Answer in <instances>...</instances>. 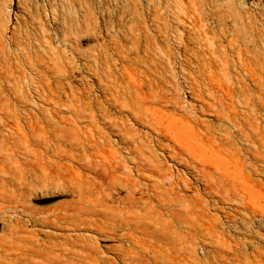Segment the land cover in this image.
Instances as JSON below:
<instances>
[{
	"label": "rangeland",
	"instance_id": "374dc122",
	"mask_svg": "<svg viewBox=\"0 0 264 264\" xmlns=\"http://www.w3.org/2000/svg\"><path fill=\"white\" fill-rule=\"evenodd\" d=\"M0 23V264H264V0Z\"/></svg>",
	"mask_w": 264,
	"mask_h": 264
},
{
	"label": "bare ground",
	"instance_id": "6f19581e",
	"mask_svg": "<svg viewBox=\"0 0 264 264\" xmlns=\"http://www.w3.org/2000/svg\"><path fill=\"white\" fill-rule=\"evenodd\" d=\"M15 34V33H14ZM12 35V37H13V39H16V36L15 35ZM9 37V36H8ZM11 37V38H12ZM11 38L9 37V38H7V33L3 30V23H0V60L2 59H4V60H8L9 59V57H10V53H7V51L4 49V46H3V44L5 43V42H7L6 44L8 45V48L9 49H11ZM10 52V51H9ZM18 54V53H17ZM17 54H15V53H13V55H14V57L15 58H17L18 56H17ZM13 57V58H14ZM41 125V124H40ZM40 130V129H39ZM166 139V138H165ZM159 142V141H158ZM92 148V147H91ZM130 148V147H129ZM116 177V176H115ZM115 179H117V178H115ZM148 180V179H147ZM115 182V181H114ZM127 182V181H126ZM119 183H121V182H119ZM140 185V184H139ZM132 186V185H131ZM140 190V189H139ZM82 191V190H81ZM129 191H130V188H129ZM137 196V195H136ZM145 196V195H144ZM98 198H99V196H98ZM86 199V198H85ZM103 199V198H102ZM123 202V201H122ZM69 210V209H68ZM72 210V209H71ZM144 213V212H143ZM59 217H62V215H60ZM57 218H58V216H57ZM56 218V219H57ZM89 218V217H88ZM121 218H124V217H121ZM194 218V217H193ZM77 219V218H76ZM98 219V218H97ZM126 219V218H125ZM98 220H100V219H98ZM63 221H66V219L65 220H63ZM101 221V220H100ZM52 222V221H51ZM87 222V221H86ZM104 223V222H103ZM125 223H126V221H125ZM130 223V222H129ZM88 224H89V222H88ZM105 224V223H104ZM98 225V224H97ZM132 226V225H131ZM77 227H75L74 229H76ZM84 228V227H83ZM98 228V227H97ZM108 228V227H107ZM93 229V228H92ZM136 229V228H135ZM74 231V230H73ZM125 231H127V230H125ZM95 232H96V230H95ZM130 233V232H129ZM133 233V232H132ZM131 233V234H132ZM124 234V233H123ZM127 234H128V232H127ZM127 234L125 233L124 235H126L127 236ZM133 235V234H132ZM141 235V234H140ZM125 236V237H126ZM131 239V238H130ZM154 239V238H153ZM126 240V239H125ZM135 240H136V238H135ZM141 240V242L143 243V239H140ZM132 242H134V241H132ZM128 243V242H127ZM131 243V242H130ZM86 244V243H85ZM134 244H135V242H134ZM65 245V244H64ZM69 246V245H68ZM122 250H124L123 248H122ZM128 252V251H127ZM91 253V252H90ZM124 253V252H123ZM123 253H121V254H123ZM125 253H126V250H125ZM124 253V254H125ZM128 254V253H127ZM126 254V255H127ZM141 254V253H140ZM129 255V254H128ZM87 257H88V255H87ZM115 260V259H114ZM95 261H96V259H95ZM96 263H98V261H96Z\"/></svg>",
	"mask_w": 264,
	"mask_h": 264
}]
</instances>
